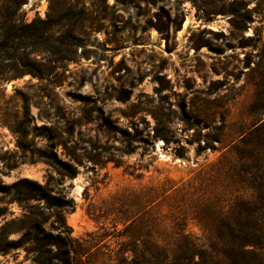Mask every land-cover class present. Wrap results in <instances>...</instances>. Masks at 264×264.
Wrapping results in <instances>:
<instances>
[{"label":"rangeland","instance_id":"obj_1","mask_svg":"<svg viewBox=\"0 0 264 264\" xmlns=\"http://www.w3.org/2000/svg\"><path fill=\"white\" fill-rule=\"evenodd\" d=\"M11 5L0 0V264H59L61 251L135 264L134 193L193 180L264 122V0Z\"/></svg>","mask_w":264,"mask_h":264},{"label":"trees","instance_id":"obj_2","mask_svg":"<svg viewBox=\"0 0 264 264\" xmlns=\"http://www.w3.org/2000/svg\"><path fill=\"white\" fill-rule=\"evenodd\" d=\"M12 2L18 10L25 0ZM167 183L134 193L140 215L127 232L136 241L135 264L137 258L140 264H264V122L244 131L209 170ZM190 223L200 227L204 244ZM56 239L65 247L62 235ZM56 256L70 264L67 251Z\"/></svg>","mask_w":264,"mask_h":264}]
</instances>
